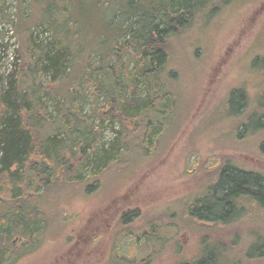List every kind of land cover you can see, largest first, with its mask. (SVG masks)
I'll list each match as a JSON object with an SVG mask.
<instances>
[{"label": "rangeland", "instance_id": "obj_1", "mask_svg": "<svg viewBox=\"0 0 264 264\" xmlns=\"http://www.w3.org/2000/svg\"><path fill=\"white\" fill-rule=\"evenodd\" d=\"M41 2L0 0V84L5 87L14 64H18L16 51L21 48L13 26L1 13L14 22L20 11L31 15L34 23L28 35L35 47L44 46L52 55L60 46L56 43L53 48V36L39 21ZM74 3L78 5V1ZM92 9L79 5L75 13L81 15L80 22L69 26L72 30L68 46L74 52L79 46H85L81 49L84 51H90L91 46L98 51V36L105 25L97 9ZM83 16L87 18L81 20ZM121 41L107 43L113 48ZM107 43L100 45L104 55L110 52ZM166 52V69L159 79L165 110L163 115L152 118L158 137L157 141L151 139L149 156L143 155L141 138L146 128L140 126L120 163L99 174L96 188L93 189L95 179H86L89 172H94L92 154L80 170L81 181L56 180L49 190L32 200L39 213L36 220L41 231L37 240L42 239L41 246L15 264H128L131 254L138 262L179 264L200 257L203 237L224 247L222 264H264L263 208L247 203L238 219L229 225H197L187 219L185 212L187 205L203 195L224 163L264 175V157L258 150L264 133L248 132L249 128L240 126L244 116L257 109V99L264 88V74L259 64L254 66L255 61L264 59V0H232L209 17L202 14L190 27L169 38ZM128 60L126 56L125 63ZM68 66L67 72L79 75L85 62L80 57L74 62L70 58ZM126 71L136 75L134 64L128 65ZM122 78L127 85L128 78ZM72 79L68 89L76 90L78 96H69L65 86H60L61 97L75 102L85 117L93 114L96 105L103 107L104 100L96 102L90 94L93 89L82 81L85 76L80 82L77 76ZM50 80L48 76L41 83L45 85ZM135 81L130 96L141 99L146 91L137 76ZM235 89L245 92L248 103L237 116L229 111L228 104L229 93ZM53 106H48L47 112L55 117ZM52 121L42 128L43 136L57 126L58 120ZM57 129L58 141L66 142L67 147L74 145V136L66 137ZM119 130V123L114 122L110 128L105 122L93 151L108 149ZM72 149L77 151L73 146ZM136 210L138 219L132 224L120 222L122 214ZM151 225L156 227L153 238L138 243L137 238ZM257 246L259 249L253 252Z\"/></svg>", "mask_w": 264, "mask_h": 264}, {"label": "trees", "instance_id": "obj_2", "mask_svg": "<svg viewBox=\"0 0 264 264\" xmlns=\"http://www.w3.org/2000/svg\"><path fill=\"white\" fill-rule=\"evenodd\" d=\"M41 1L43 10L39 21L53 36V48L56 49V43L60 44L52 55L44 46L35 47L32 44L28 35L29 26L34 23L31 15L20 11L14 22L10 16L1 13L3 18L6 16L5 21L13 26L21 49L16 51L18 64H14L6 87L0 84V264H15L19 258L41 246L42 239L37 240L41 231L36 220L39 213L32 200L49 190L56 180L63 183L81 181L80 170L88 163L90 154L95 155L94 172H89L86 179H95L93 189L97 187L99 174L112 164L120 163L125 150L131 146V137L137 136L140 126L146 128L141 138L143 155L149 156L151 139L157 141L158 137L152 118L163 115L165 110L159 79L168 61L166 44L169 38L190 27L202 14L209 17L232 0ZM76 1L78 5L73 4ZM79 5H86L91 11L92 8L97 9L105 25L98 36L99 52L92 46L90 51L81 50L85 46H79L74 52L68 46V35L72 30L69 26L80 22L81 15L75 13ZM107 40L113 43L122 41L112 48ZM103 43L110 47L108 55H104L100 46ZM126 56L129 57L128 63L124 61ZM78 57L85 62V66L79 75H72L67 72L69 60L72 58L74 62ZM130 64H134L136 75L126 73ZM256 64L260 65L258 69L264 74V59L255 61L254 66ZM14 74L16 77H13ZM48 76L50 82L43 85L41 81ZM72 76H77L79 82L85 76L82 81L88 83V89H93L91 96L96 102L100 99L105 102L103 107H93L90 116H83L82 110L75 107V102L58 93L59 87L65 86L69 96L77 95L76 90L71 92L68 89L74 81ZM135 76L146 91L141 99L130 96L136 86ZM122 77L128 78L127 85L122 83ZM243 93L240 89L229 93V111L233 112V116L247 107ZM52 103L55 117L47 112ZM256 108L244 116L240 126L245 130L249 128L248 132L264 133V88L258 96ZM53 118L58 120L57 126L53 132L43 133V136L42 128L53 122ZM94 120L98 121L95 126ZM105 122L110 128L114 122L119 123L120 130L108 149L102 147L93 151ZM58 127L66 137L74 136V145L67 147L66 142L57 140ZM125 128L128 130L125 131ZM72 146L78 152H73ZM258 150L264 157V138ZM39 190H42L41 194H38ZM204 191L202 196L187 205L185 211L187 219L197 225H229L238 219L247 203L264 209V175L245 171L232 163L222 164L214 181ZM136 219L137 210L122 214L120 222L130 225ZM149 227L137 238L138 243L153 238L156 227ZM258 247H254L253 252ZM224 254V247L219 242H210L203 237L200 257L179 264H222ZM134 257L131 254L128 264H134ZM148 262L135 261L136 264Z\"/></svg>", "mask_w": 264, "mask_h": 264}]
</instances>
